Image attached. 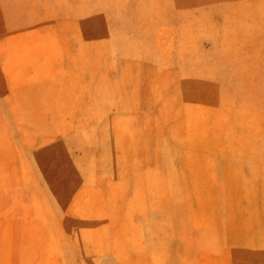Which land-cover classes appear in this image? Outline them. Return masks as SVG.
Segmentation results:
<instances>
[{"label":"rangeland","instance_id":"374dc122","mask_svg":"<svg viewBox=\"0 0 264 264\" xmlns=\"http://www.w3.org/2000/svg\"><path fill=\"white\" fill-rule=\"evenodd\" d=\"M0 264H264V0H0Z\"/></svg>","mask_w":264,"mask_h":264}]
</instances>
